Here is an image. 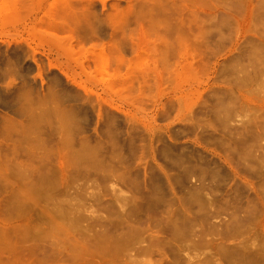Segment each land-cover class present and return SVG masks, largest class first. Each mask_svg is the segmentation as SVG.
Returning <instances> with one entry per match:
<instances>
[{
    "label": "rangeland",
    "instance_id": "1",
    "mask_svg": "<svg viewBox=\"0 0 264 264\" xmlns=\"http://www.w3.org/2000/svg\"><path fill=\"white\" fill-rule=\"evenodd\" d=\"M263 8L0 0V264H264Z\"/></svg>",
    "mask_w": 264,
    "mask_h": 264
},
{
    "label": "bare ground",
    "instance_id": "2",
    "mask_svg": "<svg viewBox=\"0 0 264 264\" xmlns=\"http://www.w3.org/2000/svg\"><path fill=\"white\" fill-rule=\"evenodd\" d=\"M257 1H258V0H257ZM236 2H237V1H236ZM239 2H240V1H239ZM239 2H237V3H239ZM241 2H242V1H241ZM241 2H240V3H241ZM242 3H243V2H242ZM259 3L262 4L263 1H262V3L259 1ZM259 3H258V4H259ZM248 5H249V4H248ZM250 5H251V4H250ZM256 5H257V4H256ZM131 7H132V6H131ZM249 7H250V6H249ZM129 8H130V7H129ZM164 8H165V7H164ZM246 8H247V7H246ZM261 8H262V7H261ZM263 9H264V8H263ZM257 10H258V8H257ZM257 10H256V11H257ZM247 11H249V10H247ZM260 11H261V10H260ZM263 12H264V11H263ZM192 13H194V12L192 11ZM192 13H190V16L193 15ZM248 13H249L248 15H250V11H249ZM255 13H256V12H255ZM260 13H261V12H260ZM169 14H170V13H169ZM194 14H195V13H194ZM138 15H139V14H138ZM248 15H247V18H248ZM255 15H256V14H255ZM195 16H196V15H195ZM195 16H194V17H195ZM197 16H198V18H201V17H199V15H197ZM197 16H196V17H197ZM252 16H253V15H252ZM257 16H258V15H257ZM196 17H195V19H194V18H193V19L196 20ZM234 17H235V16H234ZM254 17H255V16H254ZM261 17H264V16L261 15L260 18H261ZM190 18H191V17H190ZM190 18H189V19H190ZM224 18H225V17H224ZM255 18H256V17H255ZM255 18H254V20H256ZM257 18H258V17H257ZM260 18H259V19H260ZM189 19H188V20H189ZM202 19H203V18H202ZM222 19H223V18H222ZM226 19H227V18H226ZM230 19H231V18H230ZM180 20H181V19H180ZM180 20H179V21H180ZM188 20H187V23H189ZM246 20H247V19H246ZM252 20H253V18H252ZM257 20H258V19H257ZM257 20H256V21H257ZM262 20H263V18H262ZM262 20H261V21H262ZM201 21L203 22V20H201ZM237 21H238V20H237ZM244 21H245V20H244ZM248 21H249V20H248ZM261 21L258 20V22H261ZM182 22L184 23V21H182ZM197 22H198V21H197ZM197 22H196V23H197ZM254 22H255V21H254ZM263 22H264V21H263ZM180 23H181V22H180ZM180 23H179V24H180ZM183 23H182V24H183ZM191 23H192V18H191V21H190L189 24L191 25ZM199 23H200V21H199ZM248 23H249V22H248ZM179 24H178V25H179ZM189 24H188V25H187V24L185 25V23H184L185 26H189ZM250 24H251V23H250ZM252 24H254V23H252ZM256 24H257V23H256ZM197 25L200 26L198 23H197ZM203 25H204V24H203ZM258 25H259V24H258ZM261 25H262V24H261ZM262 26H263V25H262ZM179 27L181 28V26H179ZM180 28H179V29H180ZM182 28H184V27H182ZM182 28H181V30H182ZM189 28H191V27H189ZM249 28H250V27H249ZM202 29H203V28H202ZM186 30H188V29H186ZM191 30H193V29H191ZM199 30H200V29H199ZM179 31H180V30H179ZM183 31H185V30H183ZM177 32H178V31H177ZM177 32H176V33H177ZM189 32H190V30H189ZM191 32H192V31H191ZM262 32H263V31H262ZM180 33H181V32H180ZM180 33H177V35H178V34L180 35ZM183 33H184V32H182V34H183ZM185 33H186V32H185ZM185 33H184V34H185ZM187 33H188V31H187ZM186 35H187V34H186ZM179 39H180V37H179ZM251 48H252V46H251ZM251 48H249V49H251ZM253 48H254V47H253ZM256 48H257V46H256ZM259 48H260V47H259ZM259 48H258V49H259ZM244 50H245V49H244ZM251 50H252V49H251ZM251 50H250V51H251ZM255 51H256V50H255ZM255 51H254V52H255ZM239 52H241V51H239ZM242 52H243V51H242ZM246 52H247V51H246ZM251 52H252V51H251ZM258 52H259V50H258ZM260 52H261V49H260ZM249 53H250V52H249ZM249 53L247 52V55H248ZM262 53H263V52H262ZM238 54H239V53H238ZM256 54H257V53H256ZM256 54H255V55H256ZM241 55H242V54H239L238 56H241ZM244 55H246V54H244ZM244 55H243V56H244ZM250 55H251V54H250ZM250 55H249V56H250ZM261 55H262V54H261ZM249 56H248V59H249ZM251 56H252V55H251ZM251 56H250V57H251ZM256 56H257V55H256ZM246 57H247V56H246ZM252 57H253V56H252ZM260 57H261V56H259V58H260ZM245 60H246V59H245ZM242 61H243V60H242ZM249 61H250V59H249ZM245 62H246V61H245ZM232 63H238V61H237V62H234V61H233ZM249 64H250V62H249ZM251 66H252V65H251ZM241 68H242V67H241ZM245 68H246V67H245ZM245 68H243V69H245ZM239 70H240V69H239ZM246 70H247V68H246ZM260 70H261V69H260ZM243 71H244V73H245V70H243ZM248 72H250V71L248 70ZM262 72H263V71H262ZM246 74H247V73H246ZM246 74H245V75H246ZM243 76H244V74H243L241 77H243ZM247 78H248V76H247ZM249 79H250V75H249ZM247 80H248V79H247ZM262 80H263V79H262ZM263 81H264V80H263ZM224 100H225V99H224ZM222 101H223V100H222ZM227 101H228V99H227ZM220 106H221V105H220ZM227 108H228V106H227ZM227 108H226V109H227ZM232 108H233V107H232ZM241 108H242V107H241ZM241 108H240V109H241ZM237 110H238V109H237ZM244 110H245V109H244ZM229 111H230V110H229ZM229 111H228V112H229ZM233 111H234V110H233ZM235 111H236V109H235ZM223 112H224V111H223ZM223 112L220 111L219 113L222 114ZM243 112H244V111H243ZM240 113H242V112H240ZM217 114H218V113H217ZM227 114H229V113H227ZM227 114L224 112V115H227ZM235 114H237V113H234V115H235ZM218 115H219V114H218ZM224 115H223V116H224ZM234 115H233V113H232V116H233V117H234ZM241 115H242V114H241ZM249 116H250V115H249ZM241 117H242V116H241ZM250 117H251V116H250ZM250 117H249V118H250ZM216 118H217V117H216ZM226 118H228V117L226 116ZM230 118H232V117H230ZM239 118H240V117H239ZM246 118H248V117L246 116ZM233 119H234V118H233ZM233 119H231V120L233 121ZM235 119H236V118H235ZM235 119H234V120H235ZM263 119H264V118H263ZM231 120H230V122H231ZM238 120H239V119H238ZM242 120H243V117H242ZM242 120H241V121H242ZM253 120H254V119H253ZM241 121H240V122H241ZM248 121H249V120H248ZM250 121H252V120H250ZM250 121H249V122H250ZM242 122L245 123V121H242ZM242 122H241V123H242ZM232 123H235V122H232ZM237 124H238V123H237ZM242 124H243V123H242ZM246 124H247V122H246ZM232 125H233V124H232ZM237 126H238V125H237ZM241 126H242V125H241ZM248 126H249V125H248ZM223 127H224V126H223ZM243 127H244V126H243ZM226 128H227V127H226ZM233 128H234V127H233ZM240 128H241V127H240ZM244 128H245V127H244ZM235 129H236V128H235ZM237 129H238V127H237ZM250 129H251V128H250ZM233 130H234V129H233ZM239 130H240V129H239ZM234 131H235V130H234ZM241 131H242V130H241ZM236 132H237V131H236ZM249 132H250V130H249ZM252 132H253V131H252ZM250 133H251V132H250ZM237 134H238V133H237ZM246 134H249V133H246ZM240 135H243V134L241 133ZM256 136H257V135H256ZM261 137H262V136H261ZM248 138H249V137H247V139H248ZM230 139H231V138H230ZM230 139H228V140H230ZM234 139H235V138H234ZM234 139H233V140H234ZM224 140H225V139H224ZM233 140H232V141H233ZM242 140H243V139H242ZM232 141H231V142H232ZM220 142L222 143V140H221ZM227 142H228V141H227ZM237 142H238V139H237ZM223 143H225V142H223ZM232 143H233V142H232ZM232 143H231V145H232ZM247 143H248V142H247ZM249 143H250V142H249ZM252 143H253V141H252ZM257 143H258V142H257ZM225 144H226V143H225ZM227 144H228V143H227ZM227 144H226V145H227ZM255 144H256V142H255ZM249 145H250V144H249ZM249 145H248V147H249ZM229 146H230V145H229ZM243 146H244V145H243ZM257 146H258V145H257ZM250 147H251V146H250ZM253 147H254V146H253ZM261 147H262V146H261ZM263 147H264V146H263ZM258 148H260V147H258ZM249 149H250V148H249ZM249 149H248V150H249ZM246 150H247V149H245L244 154L246 153ZM248 150H247L246 155H248V153H250ZM235 153H236V152H235ZM239 154H240V153H239ZM239 154H238V155H239ZM252 154H254V152H252ZM240 156H241V158H242V155H240ZM244 156H245V155H244ZM253 156H254V155H253ZM183 157H184V156H183ZM237 157H238V156H237ZM251 157H252V155H251ZM247 158H249V157H247ZM252 158H254V157H252ZM255 158H256V157H255ZM258 158H259V157H258ZM258 158H257V159H258ZM185 159H186V158H185ZM243 159H245V158H243ZM243 159H242V160H243ZM257 159H256V160H257ZM244 161H246V160H244ZM248 161H249V160H248ZM248 161H247V162H248ZM200 164H201V163H200ZM251 169H252V168H251ZM200 184H201V183H200ZM204 186H205V185H204ZM204 186H203V187H204ZM193 187H194V186H193ZM200 187H201V186H200ZM200 187H199V188H200ZM203 187H202V188H203ZM206 187H207V186H206ZM192 189H193V188H192ZM198 190H199V189H198ZM202 190H203V189H202ZM204 190H205V189H204ZM193 191H194V190H193ZM199 191H201V189H200ZM205 191H206V190H205ZM191 192H192V191H191ZM201 192L204 193V191H201ZM195 193H197V192H195ZM193 194H194V193H193ZM201 195H202V194H201ZM204 195H205V194H204ZM193 196H194V195H193ZM195 196H196V194H195ZM202 197H204V196H202ZM205 198H207V197H205ZM205 198H204V199H205ZM208 199H209V198H208ZM213 201H214V200H213ZM199 202H200V201H199ZM210 202H212V199H211ZM202 203H203V202H202ZM207 203H209V202H207ZM200 204H201V203H200ZM202 207H203V206H202ZM238 211H239V210H238ZM208 212H209V211H208ZM210 213H211V212H210ZM233 213H234V212H233Z\"/></svg>",
    "mask_w": 264,
    "mask_h": 264
}]
</instances>
